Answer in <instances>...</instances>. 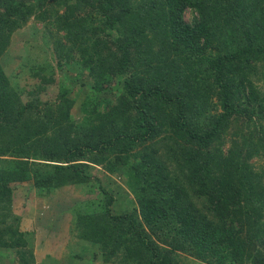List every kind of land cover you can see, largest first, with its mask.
Instances as JSON below:
<instances>
[{"label":"trees","instance_id":"trees-1","mask_svg":"<svg viewBox=\"0 0 264 264\" xmlns=\"http://www.w3.org/2000/svg\"><path fill=\"white\" fill-rule=\"evenodd\" d=\"M56 2L65 11L56 24L66 35L53 40L55 67L87 69L82 110L93 123L76 124L68 113L77 80L61 82L53 66L40 65L32 85L49 81L57 95L39 108L37 98L25 102L22 90L9 88L0 68V247L27 245L18 218L3 213L14 186L32 180L40 196L65 184L97 195L76 203L72 213L108 257L122 247L132 264H187L183 256L206 264H264V167L256 171L251 162L257 154L264 163V126L252 121L264 111V92L251 76L253 64L264 61V0ZM46 4L0 0V52L14 28L37 10L47 12ZM85 6L91 11L79 17ZM97 16L103 31H127L112 40L119 51L106 70L85 47L68 45ZM259 74L264 85V69ZM105 93L115 99L99 96ZM85 160L109 173L127 171L130 212L114 210L113 192Z\"/></svg>","mask_w":264,"mask_h":264},{"label":"rangeland","instance_id":"rangeland-1","mask_svg":"<svg viewBox=\"0 0 264 264\" xmlns=\"http://www.w3.org/2000/svg\"><path fill=\"white\" fill-rule=\"evenodd\" d=\"M27 1L36 2V0ZM58 5L56 0H47V4L44 6L47 12L37 10L30 14L25 21H22L19 27L14 28L7 45L0 52V68L8 80L9 88L22 90V99L25 102L37 98L34 104L38 105L39 108L47 101L53 102L57 95L56 85L52 86L49 81L46 82L48 84L42 82L41 85H32L41 74L37 69L40 65L53 66L51 71L55 73L56 78L61 82H64L68 76L73 80H77V84L75 83L76 85L73 86V90L69 95L73 99V103L68 113L76 124L82 123L83 125L88 122L87 124L92 125V117L88 112L84 113L82 110V103L85 100L91 81L87 69L79 72L77 63H75V65H71L72 68H66L63 72H59L55 67L57 60L51 53L54 38L60 37L63 40L66 35L65 30L59 29L56 24L57 16L65 12L64 8H58ZM90 11L91 9L85 6L77 14L79 17L86 18L87 13ZM190 18L191 12L186 11L185 19L189 20ZM82 26L87 27V31L80 30L78 37L75 38L77 44L69 42L68 45L74 46L75 49L85 47L97 62V66L99 65L106 70V67L108 68V65L112 64L113 53L119 51L112 40L117 37L124 38L127 31L124 32L121 26H119V29L106 27L103 31L98 16L93 21L86 19ZM144 35V33L140 36L136 34L137 37ZM149 37H152V32L148 31L147 38ZM95 42L97 45H101L100 47L94 46L98 53L92 49ZM253 66H256V71L251 74L254 86L264 92L263 81L259 79V72L264 69V61H257ZM98 71L99 68L97 67L94 72L97 73ZM79 84H85V86L79 89ZM117 86L118 84L115 82L114 87ZM208 87H210V84ZM99 96L115 99V96L109 93L100 94ZM212 101H217L216 96H212ZM38 113H35V115L46 118L44 113ZM252 121L257 126L260 124L264 126V111L262 114L258 113L257 118L253 116ZM250 126L253 129L254 126ZM81 130H84V128ZM48 133H51V131ZM227 147H229V142L223 146V148ZM5 158L9 159L11 157ZM83 162L88 165L89 173L98 178L101 185L113 192L116 198L114 210L116 212H130L134 206V199L131 194L130 178L126 174L127 171L123 168L109 173L100 164L88 160ZM251 162L254 164L253 168L256 171H263L264 163L260 155H254ZM32 182V180H28L14 186L12 204L9 211L3 213L8 214L9 218L14 216L18 218L16 224L18 230L26 238L27 245L21 248L0 247V264H132L124 260L122 247H119L109 257L104 255L101 243L92 241L88 232L81 225H78L75 220V215L72 213L73 206L78 202L84 203L97 199L95 193L87 192L86 188L81 185L65 184L48 195L40 196L32 187ZM95 204L96 202L93 207ZM262 214V220H264V210ZM257 232L260 233V230ZM183 257L186 258L187 264H206L189 256Z\"/></svg>","mask_w":264,"mask_h":264}]
</instances>
